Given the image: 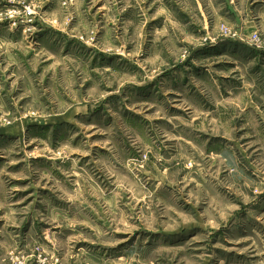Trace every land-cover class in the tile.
Wrapping results in <instances>:
<instances>
[{
  "label": "rangeland",
  "instance_id": "rangeland-1",
  "mask_svg": "<svg viewBox=\"0 0 264 264\" xmlns=\"http://www.w3.org/2000/svg\"><path fill=\"white\" fill-rule=\"evenodd\" d=\"M0 264H264V0H0Z\"/></svg>",
  "mask_w": 264,
  "mask_h": 264
},
{
  "label": "water",
  "instance_id": "water-1",
  "mask_svg": "<svg viewBox=\"0 0 264 264\" xmlns=\"http://www.w3.org/2000/svg\"><path fill=\"white\" fill-rule=\"evenodd\" d=\"M232 12L234 13V11L232 10Z\"/></svg>",
  "mask_w": 264,
  "mask_h": 264
}]
</instances>
